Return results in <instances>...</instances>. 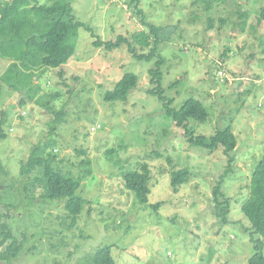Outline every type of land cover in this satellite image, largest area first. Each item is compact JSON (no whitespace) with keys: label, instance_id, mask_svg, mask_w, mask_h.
Listing matches in <instances>:
<instances>
[{"label":"rangeland","instance_id":"374dc122","mask_svg":"<svg viewBox=\"0 0 264 264\" xmlns=\"http://www.w3.org/2000/svg\"><path fill=\"white\" fill-rule=\"evenodd\" d=\"M195 1L140 0L139 9L145 23L171 27L159 46L163 96L177 110L189 98L203 103L209 116L202 123L190 121L189 131L210 137L231 128L236 148L211 153L190 145L185 130L149 95L156 58L140 62L125 45L113 52L92 45L91 32L106 42L118 36L131 40L146 29L129 0H74L73 15L85 25L78 30L77 52L64 67L44 69L34 78L42 88L40 104L24 100L22 107V95L0 80V119L2 113L6 117L0 211L15 237L24 240L11 264H90L105 246L112 247L115 264H248L255 254L241 205L264 156V22L257 21L264 0H197L193 6ZM9 65L0 57V77ZM127 73L137 78L127 100L106 102L104 95ZM54 93L59 98L53 109L65 111L54 136V166L80 180L76 195L85 201L74 224L65 200H43L41 186L33 204L19 192L42 178L39 171L22 178L20 168L32 148L49 139L54 116L42 104ZM142 165L151 171L146 205L122 177ZM179 169L188 170L189 179L175 192L171 173ZM221 177L230 204L226 225L213 206Z\"/></svg>","mask_w":264,"mask_h":264},{"label":"trees","instance_id":"16d2710c","mask_svg":"<svg viewBox=\"0 0 264 264\" xmlns=\"http://www.w3.org/2000/svg\"><path fill=\"white\" fill-rule=\"evenodd\" d=\"M73 1L45 0V4H41L39 0H0V57L10 60V65L0 80L22 95L23 98L19 102L22 107L28 102L35 101L36 104H40L37 97L42 88L34 81V78L44 69L64 67L77 52L78 30L85 25L74 17ZM197 3L196 0L193 6ZM139 5L140 0H129V7L134 6L138 14L144 18H142V23L146 27L145 30L133 34L131 40L118 36L115 41L106 42L91 32L92 45L96 49L103 48L107 52H113L125 45L132 58L140 62H151L156 58L154 69L150 71L151 84L155 85V88L149 91V95L157 99L163 107L165 115L176 127L185 130V137L188 138L191 146L211 153L222 147L225 148V152H232L236 148L237 142L231 128L220 130L210 137L194 136L193 132L189 131L190 121L202 123L208 118V109L203 103L189 98L177 110L172 107V101L163 96L160 70L165 60L159 54V46L169 38L171 27H156L145 23V17L139 9ZM240 17L245 20L248 15L243 14ZM257 21L258 24L264 22V7L261 8ZM243 23L246 24V22ZM136 45L139 46V51L142 53L137 52ZM144 49L150 50L148 53H144ZM175 85H178V82ZM136 86V76L127 73L117 82L112 91L104 95L103 99L106 102H124L127 100L129 92ZM58 98L59 94L54 93L48 97L46 103L42 104L54 116L49 124V139L33 147L29 158L22 162L20 168L22 178L28 176L31 178V175L37 171L41 173L42 178L31 179V183L26 184L24 191L19 192L24 200L33 204L34 190L41 186L43 200L50 202L65 200V211L74 224L85 201L76 195L80 180L54 166L57 159L53 153L56 146L54 136L65 116V111H56L51 105ZM5 123V113H2L0 141L6 139L2 130ZM122 177L125 188L135 195L137 201L141 205L148 204L151 194L149 166L142 165L139 170L127 171L123 173ZM188 179V170L173 171L171 186L174 191L177 192ZM222 182L223 177L213 190V206L215 215L221 220V224L226 225L229 222L230 204L221 189ZM8 207L13 208L11 205ZM157 207L155 206V209ZM241 212L250 223V228H245V232L249 233L255 250V254L249 258L248 264H264V156L252 172L249 196L241 205ZM6 217V214L0 211V264H11V261L21 253L24 245V240L17 239L4 221ZM254 235H257L258 239H254ZM22 237L24 238L25 235ZM111 251V246L98 249L90 257V264H115Z\"/></svg>","mask_w":264,"mask_h":264},{"label":"built area","instance_id":"2783aa9c","mask_svg":"<svg viewBox=\"0 0 264 264\" xmlns=\"http://www.w3.org/2000/svg\"><path fill=\"white\" fill-rule=\"evenodd\" d=\"M219 74H221V72Z\"/></svg>","mask_w":264,"mask_h":264}]
</instances>
